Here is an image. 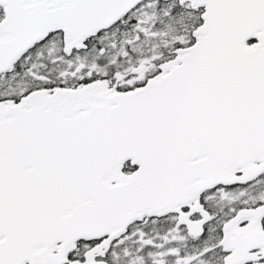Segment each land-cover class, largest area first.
Segmentation results:
<instances>
[{"label": "snow or ice", "instance_id": "snow-or-ice-1", "mask_svg": "<svg viewBox=\"0 0 264 264\" xmlns=\"http://www.w3.org/2000/svg\"><path fill=\"white\" fill-rule=\"evenodd\" d=\"M0 264H264V0H0Z\"/></svg>", "mask_w": 264, "mask_h": 264}]
</instances>
